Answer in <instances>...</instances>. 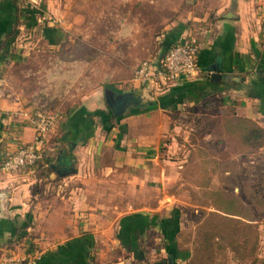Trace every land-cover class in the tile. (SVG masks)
I'll list each match as a JSON object with an SVG mask.
<instances>
[{"label":"crops","instance_id":"1","mask_svg":"<svg viewBox=\"0 0 264 264\" xmlns=\"http://www.w3.org/2000/svg\"><path fill=\"white\" fill-rule=\"evenodd\" d=\"M31 2L35 14L26 17L25 0H0V161L32 139L33 112L47 106L9 84L8 66L23 59L30 44L58 48L69 35L56 0ZM260 6L264 0H219L199 22L188 16V24L166 23L147 41L128 36L139 56L134 70L140 60L159 58L183 34L193 33L198 71L164 91L132 85L131 74L80 94L46 136L45 160L68 172L53 184L42 183L28 167L0 168V257L41 248L36 264H187L190 251L176 247L175 228L196 222L183 225L186 217L176 202L181 199L169 190L181 184L182 165L170 160L163 140L183 128L190 132L197 122L208 124L215 136L227 107L264 127ZM214 70L218 78H211ZM126 92L132 99L114 115L106 98ZM148 187L158 190L152 200L143 194ZM177 208V227H171Z\"/></svg>","mask_w":264,"mask_h":264},{"label":"rangeland","instance_id":"2","mask_svg":"<svg viewBox=\"0 0 264 264\" xmlns=\"http://www.w3.org/2000/svg\"><path fill=\"white\" fill-rule=\"evenodd\" d=\"M31 1L35 0H25L26 17L35 14V5ZM218 2L219 0H56L63 10L69 35L58 48H50L37 41L30 44V51L26 56L8 66L6 77L9 84L18 91L33 94V98L49 107L65 110L84 91H89L100 83L124 81L132 74L139 56L135 54L136 48H131L128 36L133 39L142 35L145 37L144 41H147L161 28L164 29L166 23L175 21L188 24V16L192 22H199L201 16L214 12ZM123 22L126 23L124 30L121 29ZM216 138L208 132V124L206 126L197 122L190 132L183 128L163 140L164 147L170 145L165 147L170 160H178L182 165L178 168L181 184L178 182L169 187V190L177 192L181 199L176 202L186 217L183 223L186 227L193 222L197 224L203 210L214 209L212 205H207L209 199H206L204 191L207 196L215 198L213 189L220 185L222 176L217 167L214 170L212 165L215 163L224 164L237 157L243 163L239 181L235 177H229L232 189L230 184L224 187L239 193L249 204L252 197H244L240 189L246 178H249L252 188L264 197V147L248 157L242 154L234 156L235 153L228 152L222 144L217 145ZM233 139L229 141V146L233 148L231 150L241 146ZM204 144L208 147L199 151V147ZM201 183L204 185L202 188L199 186ZM157 191L148 187L143 194L152 200ZM188 191L191 192L190 200ZM162 201L165 205L169 198ZM254 218L259 224V247L255 264H264V214L259 212ZM183 229L184 233L188 230ZM214 255L216 261L229 259L228 264L249 263L248 260L236 262L222 248L216 249Z\"/></svg>","mask_w":264,"mask_h":264},{"label":"trees","instance_id":"3","mask_svg":"<svg viewBox=\"0 0 264 264\" xmlns=\"http://www.w3.org/2000/svg\"><path fill=\"white\" fill-rule=\"evenodd\" d=\"M38 106L42 107L41 104ZM44 108L50 107L45 106ZM215 137H217V141H223L224 149H228V152H234V156L242 154L248 157L251 153L253 154L264 147V127L258 125L254 120L234 115L231 107L224 110L223 119ZM231 139H236L241 146L231 150L233 149L229 146ZM205 147L208 146L204 144L203 147H199V151H202ZM242 164L237 160V157H233L230 162L212 165L214 170L217 167L222 174L220 185L213 189V193L216 194L215 198H211L212 195L207 196V192L204 191L206 199H209L207 205H212L214 209L210 211L203 210L200 221L194 227L188 229L186 233H184L185 229L175 228V233L179 238L176 247L178 250L190 251L187 264L227 263L229 259L226 258L216 261L214 253L219 248L227 251L230 254L229 258H233L236 262L248 260V264L256 263L259 247V224L254 221V215L259 212L264 214V197L252 188V181L249 178H246L243 186H240L244 197H252L249 204L245 202L239 193L233 190L229 191L224 187L231 183L228 182L229 177H235V180L239 181L238 176H240L239 172ZM28 168L34 170L36 178L42 183L53 184L57 179L68 174L60 175L56 173L55 178L51 179L50 173L54 171V168L49 161L45 160V156L36 165ZM199 186L204 187L202 183ZM231 186L230 184V188ZM171 214L169 224L171 227H177L178 208L173 209Z\"/></svg>","mask_w":264,"mask_h":264},{"label":"built area","instance_id":"4","mask_svg":"<svg viewBox=\"0 0 264 264\" xmlns=\"http://www.w3.org/2000/svg\"><path fill=\"white\" fill-rule=\"evenodd\" d=\"M258 19L261 39L264 42V6L259 7ZM198 48L197 37L186 32L170 44L159 58L140 60L130 77L132 85L164 91L179 79L195 74L198 71ZM32 117L34 128L32 139L14 151L4 154L0 163L3 171L32 167L44 159L46 136L58 125L62 113L56 108L37 107ZM42 254L41 248H34L23 256L5 254L0 257V264H36Z\"/></svg>","mask_w":264,"mask_h":264},{"label":"water","instance_id":"5","mask_svg":"<svg viewBox=\"0 0 264 264\" xmlns=\"http://www.w3.org/2000/svg\"><path fill=\"white\" fill-rule=\"evenodd\" d=\"M210 76H211V78H218L219 73H218V71L214 70V71H212ZM131 97H132V93L126 92L123 95H121L115 99L107 97L106 100L109 103L110 107L112 108L113 114L118 115L122 111L126 102L132 99ZM51 166L54 168V171L57 174L64 175V174L68 173L66 171L62 172L59 168H56L55 164H53V163L51 164Z\"/></svg>","mask_w":264,"mask_h":264}]
</instances>
